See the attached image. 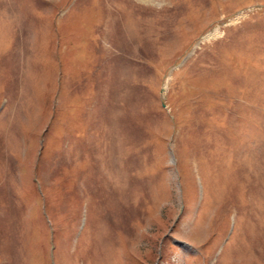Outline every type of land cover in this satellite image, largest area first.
<instances>
[{
  "label": "rangeland",
  "instance_id": "374dc122",
  "mask_svg": "<svg viewBox=\"0 0 264 264\" xmlns=\"http://www.w3.org/2000/svg\"><path fill=\"white\" fill-rule=\"evenodd\" d=\"M0 264H264V0H0Z\"/></svg>",
  "mask_w": 264,
  "mask_h": 264
},
{
  "label": "bare ground",
  "instance_id": "6f19581e",
  "mask_svg": "<svg viewBox=\"0 0 264 264\" xmlns=\"http://www.w3.org/2000/svg\"><path fill=\"white\" fill-rule=\"evenodd\" d=\"M210 34V33H209ZM212 35V34H211Z\"/></svg>",
  "mask_w": 264,
  "mask_h": 264
}]
</instances>
